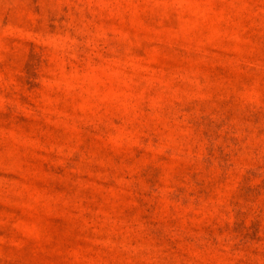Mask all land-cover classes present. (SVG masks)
Returning <instances> with one entry per match:
<instances>
[{"label":"rangeland","instance_id":"1","mask_svg":"<svg viewBox=\"0 0 264 264\" xmlns=\"http://www.w3.org/2000/svg\"><path fill=\"white\" fill-rule=\"evenodd\" d=\"M0 264H264V0H0Z\"/></svg>","mask_w":264,"mask_h":264}]
</instances>
